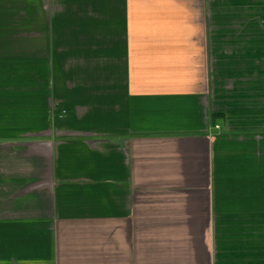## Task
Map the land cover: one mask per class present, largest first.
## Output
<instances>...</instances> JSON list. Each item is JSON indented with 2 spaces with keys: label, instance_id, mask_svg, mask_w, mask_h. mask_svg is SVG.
I'll use <instances>...</instances> for the list:
<instances>
[{
  "label": "crops",
  "instance_id": "1",
  "mask_svg": "<svg viewBox=\"0 0 264 264\" xmlns=\"http://www.w3.org/2000/svg\"><path fill=\"white\" fill-rule=\"evenodd\" d=\"M242 1L0 0V264H264Z\"/></svg>",
  "mask_w": 264,
  "mask_h": 264
},
{
  "label": "rangeland",
  "instance_id": "2",
  "mask_svg": "<svg viewBox=\"0 0 264 264\" xmlns=\"http://www.w3.org/2000/svg\"><path fill=\"white\" fill-rule=\"evenodd\" d=\"M241 18H234L235 25L241 26L240 32H234V36L240 37L241 43L253 45L256 43L257 60L253 63H237L231 68L234 76L226 75L216 81L221 84L226 93L234 89L236 96L235 104L242 107L250 103L252 106L264 104V0H243ZM240 18V19H239ZM248 29L247 33L242 30ZM238 30V27H237ZM248 41V42H246ZM241 49L244 48L241 45ZM238 70V72H237ZM232 73V72H231ZM223 75V76H224ZM233 76V77H232ZM236 90V91H235ZM226 98V97H225Z\"/></svg>",
  "mask_w": 264,
  "mask_h": 264
}]
</instances>
